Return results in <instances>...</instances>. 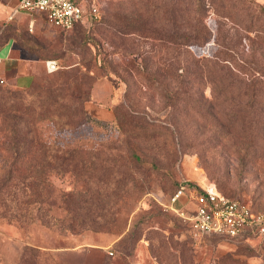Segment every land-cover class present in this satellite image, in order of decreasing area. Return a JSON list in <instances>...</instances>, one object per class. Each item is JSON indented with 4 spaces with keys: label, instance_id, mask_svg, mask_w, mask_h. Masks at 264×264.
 <instances>
[{
    "label": "rangeland",
    "instance_id": "obj_1",
    "mask_svg": "<svg viewBox=\"0 0 264 264\" xmlns=\"http://www.w3.org/2000/svg\"><path fill=\"white\" fill-rule=\"evenodd\" d=\"M95 1L99 10L95 22L66 31L41 23L31 32L20 30L22 43L16 39L18 46L42 60L43 68L36 69L29 88L0 84V182L12 172L0 188V264H171L181 245L189 248L199 264H213L225 256L243 264H264V235L194 237L172 210L181 205L170 204L176 186L187 183L213 188L264 212V109H224L225 115L234 118L231 123L232 118L219 114L225 123L229 121L224 124L218 118L207 121L202 109L163 108L161 85L171 81L160 71L158 83L148 87L147 79L141 82V59L155 49L166 56L172 44L127 30L134 23L138 0ZM254 1L264 7V0ZM113 12L115 18L109 20ZM148 19L151 27L168 33L166 22ZM105 20L109 30L96 32L95 26ZM203 22L212 37L201 45L181 44L179 61L183 63L185 53L207 58L217 53L220 60L223 52L241 64L256 61L264 102V44L259 41L260 36L264 38V26L261 32L255 27L246 32L212 11L203 16ZM175 27L179 32L188 29L182 22ZM222 29L229 30L223 38H230L228 49L213 38L215 30L221 34ZM79 48L82 53L77 52ZM46 59L56 60L55 71L78 64L83 77H55V71L45 70ZM81 61H87L85 70ZM146 63L144 74L151 73L155 61L151 56ZM246 69H232L234 84L246 86L242 92L251 90L250 79L257 75ZM202 83L205 86L203 78ZM204 93H209L207 85ZM87 101L105 106L113 116L93 117L85 111ZM12 124L19 136L15 151L1 145ZM48 143L62 149L81 148L83 153L77 157L89 168L90 164L109 166L108 172L117 179L113 190L112 180L98 186L92 182L83 196H77L78 167L46 171L49 201L54 206L49 214H42L44 205L39 201L46 200L45 195L26 181L43 175L39 147ZM129 149L137 156L135 165L126 157ZM13 161L19 168L11 170ZM19 173L27 175L25 184L13 185L11 178ZM28 248L37 250L33 259Z\"/></svg>",
    "mask_w": 264,
    "mask_h": 264
},
{
    "label": "trees",
    "instance_id": "obj_2",
    "mask_svg": "<svg viewBox=\"0 0 264 264\" xmlns=\"http://www.w3.org/2000/svg\"><path fill=\"white\" fill-rule=\"evenodd\" d=\"M256 9L262 11L264 10V7L262 4L255 2L254 0H151V2H149L148 0H138V3L136 4L134 9V12L136 11V13L133 12L134 15L132 21L134 23H129L130 27L126 29L129 32L135 34L142 35L144 33H148L155 40H160L163 38L173 46L170 47L171 53H166V56H162L159 49H155L154 52H151L153 61H155V64L151 69V73L148 72L147 74H144L146 68H148V65L146 63L147 58H151V56H142L141 71L143 73L139 74L140 81L142 82L144 80L143 78L147 79V85L148 87H150V85H153L154 82H159V78L157 77V75H159L160 71L162 73H165L166 77H168L171 82H166L161 85L162 92L159 94V98L163 108L167 107L169 109L182 110L202 109V111L207 114V121L210 120L209 118H212L215 121L218 118L219 114L223 117L227 116L224 114V109H235V111L236 109L250 108L264 109V102L261 101L260 97L262 94L260 86L263 85V80L258 78L259 74H261V70L259 69L260 67L256 61L250 60L241 64L240 62L233 60V55L228 52H223L220 60H218V58L220 57H218L217 53L210 58L185 53L184 58L182 59L183 63H181L179 61V58L177 57L178 49L181 44L185 45L197 43L198 45H201L212 37L211 30L203 22V16L208 11H212V13L215 16L219 17V19L222 18L227 23L237 25L246 32H248L249 29L253 27L261 32L264 26V16L261 15H264V13L257 12ZM109 16L111 17V19L109 20L114 19L115 12L110 13ZM119 16H116L117 19L119 18ZM179 17H181L182 20L179 19ZM98 18H85L82 21L76 22L70 29L78 25L84 26V24L86 23L95 22L96 20H98ZM148 18H154L157 20V22L161 21L162 24L166 22V24L170 26L168 33H162V29L159 26L151 27L149 25L150 20ZM99 22L100 23L97 24L94 28L96 32H101L107 29L109 30L108 27L110 26L108 25L106 20L103 21V23L102 21ZM177 22H182V25L185 24L188 29H182V31L179 32L175 27ZM218 23L219 22H217V26ZM226 32H229V30H226ZM226 32L224 29H222L221 34H218V32L215 30L213 38L215 42L218 41L223 47L228 49V42L230 41V38H227L226 41L223 39L225 37L224 33ZM14 38L15 40L17 39L18 41H20V43H22V40L19 38V33L14 34ZM259 41L260 43L264 44L263 36L259 37ZM77 52L82 53L83 50L79 48ZM45 57L52 56L41 55V58ZM240 60L242 62L244 61L242 59ZM221 61H226L227 65L225 63H221ZM128 62L130 66L135 70L133 62L131 60H129ZM79 65L84 67L85 70V68L87 67V61H81V63L79 62ZM77 66L78 64L74 67H71V69L67 71H55L52 75L55 77H59L61 75L64 80L71 79L70 76H73V79H76L74 76L83 77V73L80 71V67ZM247 67H250L251 71H255L257 75L250 79L249 87L251 90L242 92V89H246V86L234 84L232 69L235 68L240 72H246ZM251 75L252 74L250 73V76ZM202 78L205 80V86L207 85L209 88L208 95H205L204 93V84H200V80ZM60 82L62 81L60 80ZM197 83L198 88H196ZM234 85L238 87L237 92L234 91ZM211 109L217 110L212 112ZM235 111L232 112L234 113V115ZM229 118H232L231 123H233L234 118L231 115H228L227 119ZM218 121L223 122L224 124H229V121L225 123L222 118H218ZM23 136L25 138V135ZM18 137L19 136L17 134L16 127L14 124H12L7 131L5 141H3L1 145L4 147L6 146L10 149L12 148L13 151H15V147L19 145L17 143ZM39 151L40 161L38 166H40L39 168L42 169L43 175L41 174L38 178L33 177L32 179L27 180L26 185L30 188L40 187L42 189V194L45 195L46 199L39 201L40 206L41 203H43L42 205H44L41 210L42 214H49L54 206L53 201H49V191L51 185L47 181L48 177L46 175V171H55L57 170V168L61 169V167L63 169L70 168L73 170L74 168L78 167L80 172L78 171L77 177L81 182V188L77 190L79 191V193L77 192V196H83L86 192V187L92 184V182L94 185L98 186L99 184L106 183L105 181H107L108 183V180H112V190L115 187L117 179L115 176L111 175L110 172H108V170H110L109 166H102L100 164L96 168L94 167V164H90V168L92 169L91 170L84 159L82 160L80 157H77L78 155L83 153V150L81 148L67 147L62 149L55 146L54 144L48 143L40 144ZM128 151L129 154L126 155V157L131 161L132 164L135 165L137 156L131 149H129ZM15 163V161L10 163L11 170L19 168V166ZM93 170L95 171L94 174ZM130 170L131 168L127 169V173H129ZM11 173L12 172H8L7 175L9 176L11 175ZM8 176H5L4 179L7 180ZM26 176L27 175L22 176L19 173L14 178H11V180L13 181V185H15L16 183L25 184ZM120 178L122 177L120 176ZM4 179L3 181L5 182ZM4 182H0V188ZM180 185L181 183L176 186L173 194ZM187 186L191 187L188 184ZM63 196H65V194L61 193L59 195V197L61 198ZM80 198L82 202L85 201L84 197ZM231 199L238 200L234 198ZM250 208L254 211H258L251 206ZM176 250L177 253L176 255H173L174 260L171 262V264H199V262L193 258V254L192 252H190L189 248L183 247V245H181V248H176ZM27 251L30 258L34 257L37 252L35 248H28ZM213 264L243 263L239 260H234L231 258L229 260V257L225 256L223 258H216Z\"/></svg>",
    "mask_w": 264,
    "mask_h": 264
},
{
    "label": "built area",
    "instance_id": "obj_3",
    "mask_svg": "<svg viewBox=\"0 0 264 264\" xmlns=\"http://www.w3.org/2000/svg\"><path fill=\"white\" fill-rule=\"evenodd\" d=\"M17 12H23L30 18L41 14L47 24L62 30L70 29L85 18L99 17L95 0H15V7L5 21L11 20ZM31 27L32 22H29L27 30L31 31ZM44 67L49 73L58 69L55 59H46ZM184 194L188 204L172 210L186 224L192 236L246 238L264 235V212L254 211L248 204L224 197L213 188L188 187L187 183H181L170 197V204Z\"/></svg>",
    "mask_w": 264,
    "mask_h": 264
},
{
    "label": "crops",
    "instance_id": "obj_4",
    "mask_svg": "<svg viewBox=\"0 0 264 264\" xmlns=\"http://www.w3.org/2000/svg\"><path fill=\"white\" fill-rule=\"evenodd\" d=\"M15 7V0H0V79L1 84L9 83L15 87L24 89L30 87L36 78V69L43 68L42 60L27 52L17 45L14 34L26 29L29 22H32L31 31L41 23L47 24L41 14L33 15L30 18L23 12H17L11 20L6 22L9 12ZM49 25V24H47ZM50 26V25H49ZM28 31V30H27ZM28 31V32H31ZM85 111L92 113L97 119H110L113 114L105 106L93 105L90 101L85 103ZM91 116V115H90ZM184 200L177 201L180 205L186 203Z\"/></svg>",
    "mask_w": 264,
    "mask_h": 264
}]
</instances>
